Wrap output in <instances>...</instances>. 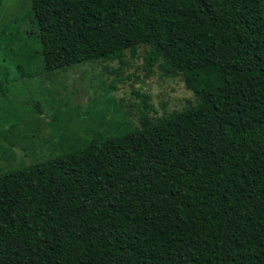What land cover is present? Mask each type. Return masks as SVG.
Listing matches in <instances>:
<instances>
[{
    "label": "trees",
    "instance_id": "1",
    "mask_svg": "<svg viewBox=\"0 0 264 264\" xmlns=\"http://www.w3.org/2000/svg\"><path fill=\"white\" fill-rule=\"evenodd\" d=\"M29 14L31 30L0 33L19 78L49 72L43 15L60 69L103 63L115 90L136 56L195 98L154 115L142 94L135 122L5 159L0 242L13 264H264V0H30Z\"/></svg>",
    "mask_w": 264,
    "mask_h": 264
},
{
    "label": "rangeland",
    "instance_id": "2",
    "mask_svg": "<svg viewBox=\"0 0 264 264\" xmlns=\"http://www.w3.org/2000/svg\"><path fill=\"white\" fill-rule=\"evenodd\" d=\"M29 5L30 0H0V33L7 27V33L31 30ZM40 27L45 43L52 48L49 72L45 75L19 78L18 62L0 51V68L6 67L10 81L7 94H0V130H12L15 135L11 138L17 139L13 146L4 143L0 167L7 164L8 157L15 164L28 163L50 150L68 147L76 136L85 138L94 128L107 126V121L111 126L126 117L137 121L145 104L142 94L150 95L154 115L185 106L195 98L182 77L164 76L158 69L148 75L143 59L136 56H129L128 62L121 65L119 77L123 81L115 90L110 89L114 74H109L103 63L62 70L55 58L58 42L52 21L42 15ZM24 39L28 40L26 34ZM114 64L118 68V63ZM108 98L114 102H107ZM38 102L44 103L42 109L37 107ZM6 247L0 242V264H13Z\"/></svg>",
    "mask_w": 264,
    "mask_h": 264
}]
</instances>
